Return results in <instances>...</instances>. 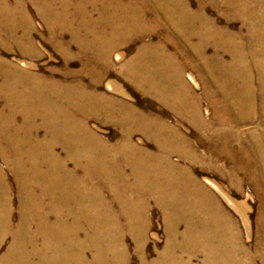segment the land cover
<instances>
[{
    "label": "bare ground",
    "instance_id": "6f19581e",
    "mask_svg": "<svg viewBox=\"0 0 264 264\" xmlns=\"http://www.w3.org/2000/svg\"><path fill=\"white\" fill-rule=\"evenodd\" d=\"M137 1L0 0V45L16 44L22 53L36 56L29 3L46 21L49 38L65 62L78 58L81 65L86 55L97 64H109L118 43L163 27L164 40L198 64L205 94L214 106V124L202 119L199 96L185 81L184 66L175 64L177 54L165 51L164 40L139 49L128 77L137 89L196 121L195 141L159 117L100 94L97 70H89L92 85L86 86L77 79L80 82L66 83L51 75L42 77L24 62L26 70L0 59V156L20 191L18 222L13 225L10 184L0 167V243L8 234L13 238L0 264H128L126 233L137 240L140 264H194L192 258L200 252L201 264H238L233 256L246 255L233 218L212 190L219 187L199 180L194 165L201 163L200 171L231 177L252 172L258 189L264 190V0H211L228 15L241 18L246 34L217 26L185 0ZM144 8L154 12L155 30L144 21ZM65 33H70L68 42L63 40ZM89 117L121 128V144L109 146L89 128ZM258 117L259 132L240 130ZM39 129L45 137H38ZM135 132L153 141L157 150L135 144ZM204 137L211 141L208 156L198 149ZM58 145L67 161H74L75 170L67 169L56 152ZM173 154L184 163L172 161ZM241 154L249 159L244 161ZM222 155L236 167L219 165L216 160ZM124 166L131 168V180ZM98 181L115 187L113 200L105 198ZM150 202L161 209L169 233L167 247L153 263L147 262L142 247ZM179 225H184L180 242ZM175 248L187 258L176 255Z\"/></svg>",
    "mask_w": 264,
    "mask_h": 264
},
{
    "label": "rangeland",
    "instance_id": "374dc122",
    "mask_svg": "<svg viewBox=\"0 0 264 264\" xmlns=\"http://www.w3.org/2000/svg\"><path fill=\"white\" fill-rule=\"evenodd\" d=\"M185 1L189 4V8L193 11H197L199 8H201L206 16L209 18L212 17V20L214 19L217 26L221 28L225 27L232 32H238L240 30L246 34L247 31L245 28H243L244 26L241 18L228 15L222 6H216L211 0ZM141 2V0H138L137 4H141ZM27 9L33 24V31L31 32V34L33 33L31 35L33 37H31V39L36 50V56L33 57L24 54L18 49L16 44H10V46L0 45V59L15 65L20 69L25 68L21 64L24 62L26 63L27 67L34 68L33 71L40 74L42 77H48L51 75L53 78L57 79V81L59 80L66 83H77L80 82L77 80H81L82 82L80 83H84L86 86H90V84L92 85L93 76L91 73H89V70H97L100 72V83L97 87V90L100 94L102 93L118 101H122L126 105H130V107L134 106L133 108L142 111L144 114L159 117L160 119L166 121L170 126L178 129V131H180L182 134L195 141L198 139L199 132L196 121H190L187 116L185 117L184 115H180L158 98L146 94L140 89H137L128 77L129 66L132 65V59L135 57L139 49H141L146 44H158L159 42H165V51L170 54H177L178 60H175V64L178 65L180 63L184 66V79L188 84H190L196 96H199L198 105L202 119L210 124H214V106L211 99L205 94L206 90L204 88V82L197 69L198 64L196 61L190 63L191 61L187 59L185 54L181 53V51L178 49L176 50L177 47L173 42L164 40L162 34L163 27L157 28L158 23L155 18H152L154 12L151 9L144 8L146 17L144 21L148 24L149 28H153L154 30L157 28L155 31H150L143 36H131L129 39L118 43L109 54V64L104 62H99L97 64L91 60L89 55H86L84 60H81L83 65H81L78 58H73L72 60L65 62L63 55L55 49L53 42L49 38V31L44 18L37 13L38 11H36V8L30 3L27 4ZM88 9L91 10V7ZM92 14H94V17H97L96 12L93 9ZM21 33H23L22 29L19 30L18 34L21 35ZM63 40L65 42L70 41V33H65ZM161 40H164V42ZM194 41H196V39ZM71 50L72 52L74 51L73 53L77 52L76 44H72ZM207 52L208 54H211L212 48L208 46ZM116 55H119L120 57L117 58ZM81 69L82 72H80ZM24 70H26V68ZM67 70L73 73L76 72V75L67 77L64 74V72ZM260 122L261 119L258 117L255 120L241 126L240 130L243 132H259L261 127ZM88 126L92 131L96 132L100 138L104 139L109 146L118 147L124 138V133L122 132L121 128L113 125L112 123L102 122L95 117L88 118ZM38 131L37 135L39 138L45 137V131L43 129H39ZM132 139L135 144L143 146L151 152H155L157 150L156 144L150 139L146 138L140 132H135L132 135ZM210 145V140L205 137L202 138V141L199 140L198 143L199 152L208 156L210 150L208 147ZM56 152L59 154L61 160H66L65 163L67 169L70 172L75 170L74 161H67L66 151L61 145L56 147ZM246 157V155L243 157L241 154V158L244 161L249 159ZM208 158L206 160L207 162L209 161ZM217 159L218 160H216V162L219 165H225L226 169L236 167V163L230 160L227 155H222L217 157ZM171 160L174 162L184 163V160H182L179 156L177 157L176 154L171 155ZM5 162L6 161L0 156V167L3 168L1 171L5 176V181L7 184H10V201L13 219L11 223L14 225L17 224L19 217L20 191L18 182L12 170L6 166ZM199 166H201V163L194 165V175L206 184L211 181L219 187L220 190L215 188H212V190L216 193L225 210L229 211L227 213L231 218H233V222L237 226V230L240 233V245H242L246 250V255L240 252L237 254V258L233 256L234 263L264 264V200L262 197L264 196V190L260 188L258 189L256 184L257 180L254 178V176H251L252 172L250 174L239 172L238 176L231 177L230 174V176H227V174L217 175L216 173L213 174L200 171L198 170ZM252 168L253 167H251V169ZM41 169L46 170V165L43 164ZM76 171H78V176H80L83 173V166L77 167ZM124 173L126 177L129 178V180L132 179V170L129 168V166H124ZM101 182L98 181L100 185H102ZM102 186L105 198L108 200H113L115 187L109 186L107 184ZM72 209L76 210L74 207H72ZM148 213L150 224L142 247L146 254L147 262L153 263L158 260L161 252L167 247L166 245H168L169 233L161 209L153 202H150ZM120 224L124 227L126 226V223L123 219H120ZM177 229V231H179L178 241H181L182 239L180 237V232L183 231L184 225H179ZM11 234L6 235L0 243V257L6 255L8 248L13 241ZM125 244L128 247V264H140V257L138 256L139 253L137 251V240H135L131 234L126 233ZM90 252L93 254L92 250H90ZM90 252H88V255H90ZM174 252H176L175 254H178L183 259H186L188 256L178 248H175ZM203 260L204 255L202 252L198 253L192 258L194 264H201Z\"/></svg>",
    "mask_w": 264,
    "mask_h": 264
}]
</instances>
